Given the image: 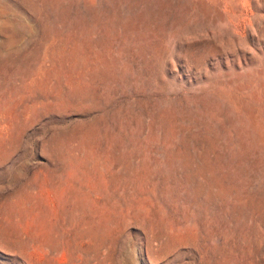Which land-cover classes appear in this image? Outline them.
<instances>
[{
	"label": "rangeland",
	"instance_id": "374dc122",
	"mask_svg": "<svg viewBox=\"0 0 264 264\" xmlns=\"http://www.w3.org/2000/svg\"><path fill=\"white\" fill-rule=\"evenodd\" d=\"M0 264H264V0H0Z\"/></svg>",
	"mask_w": 264,
	"mask_h": 264
}]
</instances>
